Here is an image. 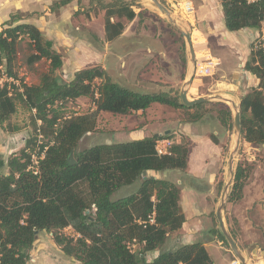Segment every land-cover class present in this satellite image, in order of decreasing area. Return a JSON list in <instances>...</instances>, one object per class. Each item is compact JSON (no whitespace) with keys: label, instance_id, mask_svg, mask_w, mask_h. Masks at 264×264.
Here are the masks:
<instances>
[{"label":"trees","instance_id":"1","mask_svg":"<svg viewBox=\"0 0 264 264\" xmlns=\"http://www.w3.org/2000/svg\"><path fill=\"white\" fill-rule=\"evenodd\" d=\"M69 1L60 3L65 5ZM219 1L227 30H261L264 0ZM103 8L105 38L110 41L123 32L124 24L119 19L131 20L135 12L124 0H112ZM113 16L118 20L113 21ZM21 19L13 13L0 26V73L4 68L6 76L1 82L0 75V127L16 111L18 100L34 110L35 122L39 120L43 127L52 130L54 138L52 143L39 147L37 155L43 152V157L39 159L37 174L29 168V144L6 160L0 155V169L7 168L6 173H0V264H27L36 235L43 230L52 232L60 249L81 264H215L200 241L162 249L169 235L181 229L185 221L179 206L180 189L167 179L143 177V172L148 170L184 169L187 144L172 143L170 154L158 155L155 143L161 136L154 135L96 144L76 151L78 140L95 128L101 111L127 115L144 111L153 103L191 107L182 105L179 97L166 92H140L123 86L113 81L101 66L79 69L70 80H62L56 74L62 58L53 40L45 37L37 26ZM22 39L32 49L27 62L33 64L45 59L48 70L40 75L38 83H22L11 92L8 79H17L12 69ZM261 42L257 44L256 39L251 44L244 65L259 83L239 100L241 134L253 145H264ZM83 96L90 97L95 108L86 114L62 118L59 105ZM204 105L192 106L196 110L193 119L199 118L198 111ZM219 105L224 107L218 111L220 123L226 124L231 119V110L224 104ZM70 153L75 160L73 164L68 160ZM245 176L244 169L238 165L229 201L241 197ZM135 182L139 184L134 192L112 197L122 186ZM68 226L77 236L58 232ZM220 237L225 241L221 233ZM129 243L139 244L138 250H132ZM156 250H159L157 255L147 260L146 253Z\"/></svg>","mask_w":264,"mask_h":264},{"label":"rangeland","instance_id":"2","mask_svg":"<svg viewBox=\"0 0 264 264\" xmlns=\"http://www.w3.org/2000/svg\"><path fill=\"white\" fill-rule=\"evenodd\" d=\"M60 1L45 0V6L30 14L27 12L22 13L21 11H15L14 13L16 16L22 17V19L26 17L34 18L36 14L46 13V25L48 26L44 23L43 26L44 30L47 29L48 36H44L51 39L49 37L51 35L54 48L61 55L62 66L56 70V74L62 80H70L74 72L79 69L101 66L113 81L133 90L149 93L166 92L172 96H179L186 77L190 75L188 45L183 35L169 22L168 16L155 6L153 0H124L130 4L135 16L131 20L120 18L119 20L124 24L122 35L110 41L105 38V10L103 7L110 4L112 0H70L66 5H62ZM158 1L169 11L171 18L176 24L191 33L195 62H198L199 68L205 66L204 64L202 65L204 60L206 61L204 54L210 53L209 50H206V46L210 45L215 50V44H213V39L210 40V44H206L203 38V18L200 17L198 11L204 14L213 13L216 15L217 6L215 1ZM70 2H74L73 8L69 5ZM55 15H57L56 19ZM211 18L214 19L216 17ZM112 20L116 21L118 18L113 16ZM62 22L63 26H61ZM42 33L46 32L42 31ZM261 41V38L258 37L257 44ZM19 44L18 54L12 69L17 79H8L11 84L9 86L11 92H14L15 86L19 87L22 83L28 85L38 83L40 75L48 70L49 65L45 59L29 64L27 56L32 49L26 39H22ZM229 51L232 50L225 47V56L226 54L228 57L233 56V53H229ZM242 54L241 51L237 52V63L234 68H230V71H228L232 72L235 70V73L232 72L231 75L232 79L236 77L234 80L240 81L243 78L241 76H244V71H242L244 65L243 67L238 65L243 62ZM3 72L4 68L1 69L0 73L1 82L6 79ZM198 73L195 72L193 74L192 82L186 86L189 97L202 94V87L211 81V78L204 77L203 80L198 81L200 88L199 85L197 86V81H194V78L198 77ZM224 97L236 101L234 96ZM218 103L215 101L214 104L208 105L201 112L224 109ZM224 103L231 110L232 115L226 124H222L225 136L228 137V147H230L226 154L228 159L235 139L234 112L230 102L224 101ZM59 106V113L62 118L86 114L95 108L91 98L85 96L62 103ZM186 113V109L183 108L153 103L142 114L148 123L151 121L148 124L149 126H158L160 122L164 121L161 124V126L164 124L163 130L168 128L171 131L169 130L166 133L161 131V136H166V138L170 139L175 136L174 133H170L172 132L171 126L178 124L180 122L179 119L182 120L187 115ZM134 114L135 112L127 115L113 114L107 111L99 112L95 128L85 133L78 140L76 151L96 144L117 142V136L123 133V127L131 126L133 123ZM53 138L54 133H52V130L43 127L39 120L35 122L34 110H30L23 102L17 100L16 111L0 127V155L3 160H6L13 154H19L26 144H29L27 152L36 155L41 144L52 143ZM181 142L187 144L184 138H182ZM253 147L249 154L241 134L240 143L234 156V168L238 165L241 166L247 177H249V182L254 180L264 183V145H254ZM227 159L225 161L224 178L220 179L218 183L217 202L210 214L211 224H208L206 229L208 231L205 233L208 236L207 250L217 264H241L240 260L231 251L228 242L221 240L220 229L215 215L223 195L224 184L229 178ZM6 172V167L0 169V173ZM138 184L139 182H135L132 185L122 186L113 193L112 197L118 198L128 195L136 190ZM231 185L229 190H227L228 193L231 190ZM262 194L264 195V186ZM258 202L261 203V201ZM255 207H253L254 209H245L243 205H240L239 200L229 201L227 196L225 207L222 211L225 227L236 242L246 264H264L260 261V257H264V226L262 220L264 215L261 216V208L258 207L256 209ZM243 211H248L247 213L253 219V226L257 227L255 230L256 235L252 240H249L251 236L246 233L247 229H242L238 225L236 215L240 216L244 213ZM58 232L70 237L77 236L71 227H65L58 230ZM179 236L177 231L171 233L162 249L178 245L179 241H176V238H179ZM129 247L132 250H138L139 244L129 243ZM154 252L146 253L147 260L152 259ZM27 264L81 263L66 255L60 249L53 240L52 232L43 230L36 235L35 241L29 250Z\"/></svg>","mask_w":264,"mask_h":264},{"label":"crops","instance_id":"3","mask_svg":"<svg viewBox=\"0 0 264 264\" xmlns=\"http://www.w3.org/2000/svg\"><path fill=\"white\" fill-rule=\"evenodd\" d=\"M214 1L217 6L216 15L213 13L204 14L203 12L202 14L198 10L197 11L200 17L203 18V38L206 44H210V40L213 39L216 51L212 46L207 45L206 50H209L210 53H208L209 55L204 54L206 61L204 60L202 65L204 64L205 66L199 68V65H197L198 62H195L196 68L194 67V71L197 73L199 72L197 74L198 77L194 78V81H197V86L204 77L211 78L210 80L212 82L210 81V83L202 87V94L189 97V92L187 90V95L189 98H196L204 95L211 96L215 94L234 96L238 103L241 96L250 88L258 85L259 80L251 72L245 70V68L242 69V71H244V76H241V78H243L240 81L234 80L236 79L235 76H233L235 77L234 79L231 77L232 72L235 73V70L232 72L228 71H230V68H234L237 63L238 51L243 53L241 55L243 62L238 65L242 67L245 65L248 58L247 56H249L250 53L251 44L258 37L264 35V24L261 30L242 28L236 31H229L225 28L220 1ZM73 3L70 2L69 4L72 8L74 5ZM44 4L45 0H0V26L9 19L10 15L15 11H21L22 13L27 12L30 14L45 6ZM56 17L57 15H55V19ZM211 17L216 18L212 19ZM20 21L37 26L41 31L46 32L44 35H47V29L44 30L43 26L44 24L46 25L47 22L46 13H39L34 15V18L26 17ZM61 26H63V22ZM49 37L52 39L51 35H49ZM200 43L203 44L202 42ZM225 47L232 50L229 51V53H233V56L228 57L227 54L225 56ZM186 78H188V76ZM215 101L226 105L224 102L210 100L203 102L205 105L202 110L207 108L208 105L214 104ZM236 101L234 100V102ZM186 111L187 117L185 116L182 120L179 119L180 122L178 124L171 126L172 132L170 133H174L175 136L169 139L171 143H180L182 138L186 140L188 149L186 167L184 169L171 168L160 171L148 170L145 174L146 176L170 180L176 183L180 189L179 206L185 216V221L181 229L177 231V234L180 236L176 238V241H179V244L200 241L204 244L206 249H208V236L205 233L208 231L206 230L208 224H211L212 219L210 214L214 210L217 202L218 183L220 179L224 178L225 161L227 159L226 154L230 147H228V137L225 136L224 126L220 123L218 111H204L205 113H203L199 110L198 112H201V115L199 118L195 119H193L192 116L195 114L196 110L192 108V106L191 108H187ZM142 113L143 111L141 110L135 112L133 115L135 117L133 123L131 126L123 127L122 132L124 134L122 133L117 136V142H127L154 135L161 136V131L166 133L170 130L168 128L163 130L162 127L164 124L162 126L161 124L164 123V121L160 122L158 126H149L148 124L151 121L148 123ZM162 137L163 136L160 138ZM213 138L216 139V141H213ZM244 143L246 145V150L249 151L250 154V150L254 148V145L245 140ZM244 180L246 181L243 182L241 197L237 200H239L240 205H243L245 209H254V206H256V209L258 207L261 208V216H263L264 195L262 193L264 183L254 180L249 182V177H247V175ZM258 201H261V203ZM247 212L248 211L244 212L240 216L236 215V218L238 220V225L242 229H247L246 233L251 236L249 240H252L256 235L255 230L257 227L253 226V219ZM157 253L158 251H155L152 258L155 257ZM260 261L264 263V257H260Z\"/></svg>","mask_w":264,"mask_h":264},{"label":"water","instance_id":"4","mask_svg":"<svg viewBox=\"0 0 264 264\" xmlns=\"http://www.w3.org/2000/svg\"><path fill=\"white\" fill-rule=\"evenodd\" d=\"M155 6L157 8H159V10L161 12H164L168 18H169V22L172 23V25L183 35V37L185 38L186 44L188 45V53H189V58H188V62L190 65V75L188 76V78H186V80L183 83V86L180 89L179 92V102L184 105V106H194L195 104L198 103H203V102H207L210 100H217L220 102H224V101H228L230 102L232 109H233V123H234V132H235V139H234V145L233 148L231 150V152L228 155V159H227V171L229 174V178L227 180V182H225L224 187H223V195L220 199V203L219 206L217 207V210L215 212L216 215V219L218 221V227L220 229V233L224 236L225 240L228 242L231 251L234 253V255L240 260L241 264H246L244 257L242 256L241 252L238 249V246L236 244V242L234 241L233 237L229 234V232L227 231L226 227H225V223L222 217V211L225 207V202H226V198L227 196H229V193L227 192V190H229V187L231 184H233V180H234V174H235V169L234 168V156L235 153L237 151V148L239 146L240 143V136H241V122H240V110H239V102L238 104L235 103L233 100L224 97L223 95L220 94H215V95H211V96H198L196 98H189L187 95V88L186 86L190 84L193 74H194V67H195V55H194V50H193V45H192V40H191V33L187 30H185L182 26H179L178 24L175 23V21L171 18L169 11L159 3L158 0H153ZM68 160L71 164H73L75 162V160L73 159L72 153L69 154L68 156ZM143 177H146L145 171L143 172ZM232 187V185H231ZM231 191V190H230Z\"/></svg>","mask_w":264,"mask_h":264},{"label":"built area","instance_id":"5","mask_svg":"<svg viewBox=\"0 0 264 264\" xmlns=\"http://www.w3.org/2000/svg\"><path fill=\"white\" fill-rule=\"evenodd\" d=\"M262 42V47L264 50V35L260 36ZM172 145L171 141L165 137L159 138L156 140L155 143V149L158 155H165V154H170L169 152V148ZM31 156V164L29 166V168L34 172V174H37L39 172V159H41L43 157V152L41 153V155H34V154H30ZM150 221H153L152 216L150 217ZM70 227V226H68Z\"/></svg>","mask_w":264,"mask_h":264}]
</instances>
